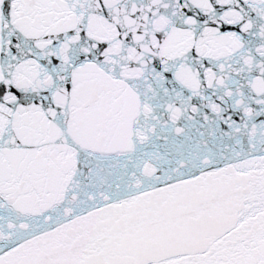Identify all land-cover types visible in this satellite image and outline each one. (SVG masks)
Masks as SVG:
<instances>
[{
    "label": "snow or ice",
    "instance_id": "1",
    "mask_svg": "<svg viewBox=\"0 0 264 264\" xmlns=\"http://www.w3.org/2000/svg\"><path fill=\"white\" fill-rule=\"evenodd\" d=\"M0 264H264V0H0Z\"/></svg>",
    "mask_w": 264,
    "mask_h": 264
}]
</instances>
